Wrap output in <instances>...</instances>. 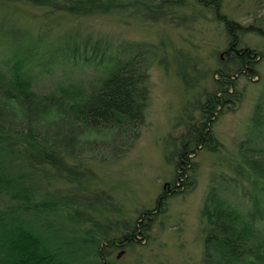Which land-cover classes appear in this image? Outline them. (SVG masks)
<instances>
[{"label":"rangeland","instance_id":"374dc122","mask_svg":"<svg viewBox=\"0 0 264 264\" xmlns=\"http://www.w3.org/2000/svg\"><path fill=\"white\" fill-rule=\"evenodd\" d=\"M159 1L160 8L153 5L144 9L148 17H154L145 19L135 15L131 5L119 11L65 13L58 6L0 0V16L14 17L34 33L42 31L39 50L46 45L60 48L64 37L71 35L91 42L95 38H102L100 42L106 39L109 46L125 42L126 52L142 51L146 55L149 91L145 121L131 144L116 143L117 148L124 149L121 151L116 152V144L108 139L81 141L84 132L75 133L76 121L66 108V101L57 108L56 103L47 107V111H53L45 117L44 104L30 108L20 99L5 100L0 92V128L31 129L50 143L77 154L69 153L67 162L74 165L80 159L77 166L83 171L77 178L87 192L76 205L92 222L99 223L101 230L107 228V236L116 237L123 230V221L130 225L140 223L141 209L153 210L145 224L149 227L146 235L137 233L132 241L106 248L111 264H202L203 235L198 210L211 179L221 173L240 178L232 168L239 159H251L264 169V0ZM222 15L241 26L235 35L238 45L255 49L256 73H233V99L224 103L210 125L217 143L212 148L198 145L189 156L192 162L187 180H192L189 184L184 182L187 186L182 190V181L174 178V160L168 154L172 140L178 143V135L185 131L187 116L182 105L196 98L203 101L216 85L221 59L229 58L226 46L230 39ZM6 45H0V70L11 72L7 60L14 59L6 56V49L10 50ZM31 69H39L30 87L38 100L47 99L52 93L58 95L61 86H85L100 72L92 64L72 58L50 63L48 68H41L37 62ZM258 109L262 114L260 120H255ZM193 111L194 118H198V109ZM74 134L79 139L69 146L66 140ZM46 171L52 176L49 189L72 198L78 188L76 181L61 178L49 167ZM243 184L250 186L247 179H243ZM170 187L180 190H165ZM163 190L166 195L157 202L161 210L153 209L156 198L165 194ZM88 225L92 223H83Z\"/></svg>","mask_w":264,"mask_h":264},{"label":"trees","instance_id":"16d2710c","mask_svg":"<svg viewBox=\"0 0 264 264\" xmlns=\"http://www.w3.org/2000/svg\"><path fill=\"white\" fill-rule=\"evenodd\" d=\"M4 1L58 6L65 13L102 9L119 11L121 7L131 5L135 15L145 19L154 17H148L144 9L162 5L159 0L156 3L152 0ZM220 17L224 19L230 39L227 48L229 44L233 45L229 48L232 49L228 52L229 58L221 59V66L216 69L220 75L206 98L201 102L196 98L189 101L192 103L182 105V112L187 116L185 131L178 135V143L172 140V150L168 154L169 159L174 160V178L182 181V190L183 183L189 184L192 180H187L192 162L189 156L198 145L212 148L217 143L210 125L224 103L233 99V73L244 72L252 76L256 73L255 49L239 46L235 38L241 26L223 15ZM41 32L34 33L28 26H21L14 17L0 16V45L6 42L10 49H6V56L14 59L11 62L4 58L11 72L0 70V92L4 99L26 101L30 108H37L41 103L46 111L51 104L56 103L57 108L66 101V108L76 121L75 133L84 132L81 141L104 142L108 139L114 144H131L145 121L149 91L146 55L142 51L126 52L125 42L109 46L106 39L100 42L102 38H95L91 42L86 38L77 40L71 35L64 37L60 48L51 49V45H46L39 50L38 44L43 40ZM70 58L92 64L100 72L85 86H61L58 95L52 93L47 99H36L30 87L39 69L35 72L32 65L38 62L41 68H48L50 63L69 61ZM195 109H198V118L193 116ZM51 111L44 116L49 117ZM255 113L256 120L261 111L259 113L258 109ZM247 135L250 136L249 132ZM77 138L79 135H69L66 142L73 146ZM115 146L117 148V144ZM66 149L39 137L31 129L0 128V264H111L106 258V248L132 241L137 233L146 235L149 228L146 225L154 214L150 208L141 209L138 216L143 218L140 223L130 225L123 221V230L116 237L107 236V228L101 230L99 223L92 222V218L78 208L76 203L83 199L87 189L80 186L77 178V174L83 171L77 166L80 159L74 165L68 164L67 156L72 150L67 152ZM118 150L124 149H115ZM47 167L63 179L76 181L78 188L72 198L49 189L52 176L46 171ZM232 168L240 178L222 173L215 176L201 198L198 210L203 235L201 261L202 264H264V169L251 159L236 160ZM243 179L248 180L249 188L244 186ZM170 189L180 190L172 187L165 190ZM165 195L156 198L153 209L161 210L157 202H162ZM85 222L92 225L83 226Z\"/></svg>","mask_w":264,"mask_h":264},{"label":"flooded vegetation","instance_id":"af4514ba","mask_svg":"<svg viewBox=\"0 0 264 264\" xmlns=\"http://www.w3.org/2000/svg\"><path fill=\"white\" fill-rule=\"evenodd\" d=\"M229 45H230V44H229ZM229 45H228V48H227V46H226V49H227L229 52H231L232 49L230 50L229 48H231L233 45H230V46H229ZM172 188H173V189H177L176 187H172ZM152 211H153V210H152ZM152 211H151V212H152Z\"/></svg>","mask_w":264,"mask_h":264}]
</instances>
